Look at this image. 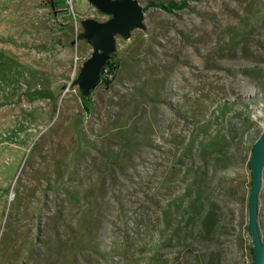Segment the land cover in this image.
Returning a JSON list of instances; mask_svg holds the SVG:
<instances>
[{
	"label": "rangeland",
	"instance_id": "obj_1",
	"mask_svg": "<svg viewBox=\"0 0 264 264\" xmlns=\"http://www.w3.org/2000/svg\"><path fill=\"white\" fill-rule=\"evenodd\" d=\"M139 2L85 96L77 35L110 15L0 0V264H253L264 0ZM258 211L264 242V172Z\"/></svg>",
	"mask_w": 264,
	"mask_h": 264
},
{
	"label": "water",
	"instance_id": "obj_2",
	"mask_svg": "<svg viewBox=\"0 0 264 264\" xmlns=\"http://www.w3.org/2000/svg\"><path fill=\"white\" fill-rule=\"evenodd\" d=\"M101 12L109 14L106 21L94 18L82 20L84 30L77 40L86 39L93 47L75 79L81 92L89 96L100 84L104 68L117 49L116 35L131 36L136 27L146 28L145 7L139 0H89ZM252 186L249 195L250 233L253 240V264H264V242L258 227L259 193L264 172V131L257 139L250 158Z\"/></svg>",
	"mask_w": 264,
	"mask_h": 264
},
{
	"label": "trees",
	"instance_id": "obj_3",
	"mask_svg": "<svg viewBox=\"0 0 264 264\" xmlns=\"http://www.w3.org/2000/svg\"><path fill=\"white\" fill-rule=\"evenodd\" d=\"M107 66H110V65H109V62L107 63V65H106V67L104 68V70L107 69ZM110 68L112 69V67H110ZM111 69H110V70H111ZM102 79H103L104 81H106V82H109V81H110L108 78H104L103 75H102ZM102 79H101V80H102Z\"/></svg>",
	"mask_w": 264,
	"mask_h": 264
},
{
	"label": "crops",
	"instance_id": "obj_4",
	"mask_svg": "<svg viewBox=\"0 0 264 264\" xmlns=\"http://www.w3.org/2000/svg\"><path fill=\"white\" fill-rule=\"evenodd\" d=\"M2 161V159H0V162ZM0 174H5V172L3 170L0 169Z\"/></svg>",
	"mask_w": 264,
	"mask_h": 264
}]
</instances>
